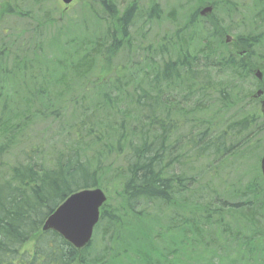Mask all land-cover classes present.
Listing matches in <instances>:
<instances>
[{
  "label": "trees",
  "instance_id": "16d2710c",
  "mask_svg": "<svg viewBox=\"0 0 264 264\" xmlns=\"http://www.w3.org/2000/svg\"><path fill=\"white\" fill-rule=\"evenodd\" d=\"M164 1L0 0V264H264V0H226L228 24L220 0ZM94 187L112 198L87 247L42 230Z\"/></svg>",
  "mask_w": 264,
  "mask_h": 264
},
{
  "label": "water",
  "instance_id": "95a60500",
  "mask_svg": "<svg viewBox=\"0 0 264 264\" xmlns=\"http://www.w3.org/2000/svg\"><path fill=\"white\" fill-rule=\"evenodd\" d=\"M69 4L72 0H62ZM212 11L211 7H206L201 11V15H206ZM256 76L262 79V73L257 71ZM263 91L259 90L257 95H262ZM264 106V100L262 102ZM261 169L264 175V157L261 161ZM85 192L91 193V198L87 205L76 204L71 208L66 206L70 201H75L78 196ZM105 193L99 189H84L72 193L58 208L46 219L43 230L57 231L66 241L75 246L78 250L88 245L93 236V230L99 221L100 208L106 201Z\"/></svg>",
  "mask_w": 264,
  "mask_h": 264
},
{
  "label": "rangeland",
  "instance_id": "374dc122",
  "mask_svg": "<svg viewBox=\"0 0 264 264\" xmlns=\"http://www.w3.org/2000/svg\"><path fill=\"white\" fill-rule=\"evenodd\" d=\"M85 0H72V2L70 3V4H68V5H65L61 0H58V3H59V6L61 7V12H62V14H64V13H69V14H71V15H73L74 13H78L79 12V9H80V5L84 2ZM121 1H124L125 2V0H121ZM158 3H160L161 5H162V8H163V10H162V13L163 14H165V13H167V5H166V3H165V1L164 0H156ZM226 0H220V2H221V4H220V7H219V10H218V12H217V14H218V16L222 19H224V22L226 23V24H228L229 23V19H228V17H226L225 18V15H223V9H222V6H223V4H224V2H225ZM123 2V3H124ZM144 4H146V3H144ZM121 6H122V9L124 8V6H125V4H121ZM147 6H143V8L145 9ZM74 16V15H73ZM69 18V17H68ZM202 22H204V21H202ZM167 23H165V22H162L161 24H159V25H155L154 27H151V29H150V35L149 36H151V37H153V38H162L163 36H166L165 34L167 33V31L169 30V28H168V26L166 25ZM153 25V24H152ZM232 27H233V29L234 30H232V32L233 33H238V32H242L241 31V29H238V30H236V27H237V25H235V24H232ZM212 73H213V75H214V78H218L219 76H218V74L219 73H217V71L216 70H214V71H212ZM256 79V78H255ZM243 86H244V88L242 89V91L244 92V93H247L248 94V92H251L250 91V89L251 88H255V86L253 85V83H252V80H246L244 83H243ZM176 96V95H175ZM261 100H263V99H261ZM258 101H259V106H260V108L262 107L261 106V101H260V99H258ZM246 108H247V110L250 108L249 107V105H248V102H247V106H246ZM228 115H230V112L228 113ZM239 117V115L237 116V118ZM53 129H56V131L58 132V128H57V126L55 125V124H51L50 125V129H48V130H45V131H43V132H41V133H39L38 132V130L36 129V128H34V131L33 132H35V133H33L32 132V136H34V137H36V138H38L39 140H41L43 143H45V144H47V143H50L55 137H52V136H54L55 134L53 133ZM217 131L218 130H220L219 128L218 129H216ZM260 136L258 137L259 139H260V141L262 140V143H263V147H262V149L261 150H259L258 151V155H259V157L260 158H258L259 159V161H258V166L260 165V160H261V156H262V150H263V153H264V129H262V131L260 132ZM262 136V137H261ZM181 141V140H180ZM254 156H255V154H253V155H249L248 156V158H251V160L253 161L254 160ZM186 159H189V158H186ZM186 159H184V160H186ZM183 160V161H184ZM247 160V163H248V165L250 166L251 164L249 163L250 161L248 160V159H246ZM202 162H203V164L204 165H207V164H212V165H214V164H216V163H218V162H216V161H214V158H210V159H208V160H201ZM255 163V162H254ZM195 165H199V162H195L194 163ZM235 164H237V163H235V162H232V163H230V164H227V163H225L224 164V166H221L220 168L221 169H219L218 170V172H213L212 170H211V167L209 168L210 170L208 171V179H213V181H214V186H218L220 183H230L232 180H234V179H232L233 177H235V175L236 174H233L232 176H231V179H230V182L227 180V179H224L225 177H223L222 175H224V173H226V172H229L230 173V171H231V168L229 167V166H227V165H231V166H233V165H235ZM252 164H253V162H252ZM215 166V165H214ZM180 167H181V165L180 164H178L175 168H174V172L175 173H179V169H180ZM246 169V168H245ZM238 171H240V170H238ZM241 171H243V170H241ZM246 171V170H245ZM236 172H237V170H236ZM240 173V172H239ZM206 174V173H205ZM247 175V173H245V175H244V177H243V179H242V181H246L247 180V177H245ZM207 180V179H206ZM220 188V190L221 191H225L226 189H224V186H220L219 187ZM107 196H109V198H110V196L111 195H107ZM113 196H115V195H113ZM109 198H108V200H109ZM111 198H112V196H111ZM120 201H121V199H120V197H115V204H116V206H117V209H119V206H120ZM113 213H115V211L113 212ZM122 214H123V217L125 216V212L124 213H122V211H120V214H117L118 216H122ZM132 215H130L129 217H125L124 218V220H127L128 222L129 221H131V222H133V220H132ZM117 227H118V225H117ZM124 231V234H125V236H127V231L126 230H123ZM98 237H99V235H98ZM264 242V241H263ZM32 244V242H30V245ZM117 242H115L114 243V249L117 247ZM30 245H27V248L29 249V250H31V246ZM216 261H217V259H216ZM183 262H185V263H191V259L190 258H184L183 259ZM204 264H205V262H204Z\"/></svg>",
  "mask_w": 264,
  "mask_h": 264
},
{
  "label": "snow or ice",
  "instance_id": "6c2138e0",
  "mask_svg": "<svg viewBox=\"0 0 264 264\" xmlns=\"http://www.w3.org/2000/svg\"><path fill=\"white\" fill-rule=\"evenodd\" d=\"M91 195V193L85 192L82 196H78L75 201H70L66 207L71 208L76 204H83L86 206L91 198Z\"/></svg>",
  "mask_w": 264,
  "mask_h": 264
}]
</instances>
